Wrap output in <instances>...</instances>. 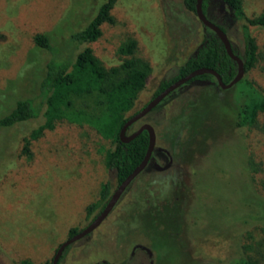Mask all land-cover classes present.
<instances>
[{"label": "rangeland", "instance_id": "1", "mask_svg": "<svg viewBox=\"0 0 264 264\" xmlns=\"http://www.w3.org/2000/svg\"><path fill=\"white\" fill-rule=\"evenodd\" d=\"M105 1L0 0V118L18 100H30L37 114L0 128V264L50 263L70 230L92 221L86 209L102 184L109 182L111 192L117 187L104 164L113 143L86 131L100 111L97 92L71 96L53 142L42 139L32 156L19 157L21 138L47 122L41 92L47 63L75 60L85 47L71 42V34L85 28ZM263 9L264 0L242 1L244 18L228 33L239 52L242 25ZM111 15L116 25L106 26L91 45L100 64L120 67L126 57L119 47L135 39L137 56L150 65L129 116L186 62L204 29L182 0H118ZM250 31L261 48L264 28ZM38 34L49 35L51 51L36 46ZM235 110L229 89L191 85L136 122L131 130L154 127L160 168L142 171L100 226L65 249L59 264H218L244 252L264 264V225L245 208L253 197L245 171L254 166L249 151L263 144L259 126H235Z\"/></svg>", "mask_w": 264, "mask_h": 264}, {"label": "trees", "instance_id": "2", "mask_svg": "<svg viewBox=\"0 0 264 264\" xmlns=\"http://www.w3.org/2000/svg\"><path fill=\"white\" fill-rule=\"evenodd\" d=\"M117 1L106 0L85 28L71 34V42L85 47L74 61L53 60L47 63L46 76L41 84V92L46 97L48 106L45 113L47 122L26 137L21 138L19 157L32 156L36 145L42 139L53 142L57 133L63 129L60 122L63 119L62 108L67 109L70 105L71 96L97 92L101 97L98 101L100 111L89 120L91 126L86 131L92 130L95 137L100 135L113 143V148L106 151L104 155L105 167L114 173L118 185L141 163L148 147L147 132L143 131L129 143H123L119 139V131L127 119L139 111L127 116L145 87L150 65L137 56L138 41L135 39L119 47V54L125 56L126 59L120 67L110 70L104 69L91 47L93 43L101 40L103 29L106 26L116 25L111 12ZM242 1L203 0L202 11L208 20L215 23L228 36L235 22L244 18ZM182 3L186 10L195 14L196 0H182ZM250 27L264 28V9L259 17L247 19L241 27L243 51L239 52L231 44L233 53L243 61L244 76L229 91L232 92L236 105L235 126L237 128L259 126L257 132L263 145L260 151L253 153L249 151L254 166L245 167V171L247 173L246 182L251 188L253 197L252 203H247L245 208L250 210L251 219L264 225V45L261 48L258 46ZM203 29L204 37L200 44L184 64L179 66L168 78L161 81L153 97L176 80L199 68L215 70L225 84L235 77L237 73L236 62L228 56L216 34L204 26ZM34 42L39 48L47 51L52 50L48 34L36 35ZM114 76L118 78L111 80L110 77ZM208 84L220 89L214 76L210 74L200 75L172 92L153 111L186 87ZM236 86H239L240 90L235 91ZM36 115L30 100H18L14 108L6 116L0 118V128H8L26 122ZM88 142L89 136L81 140L79 144ZM111 193L110 183L102 184L97 200L86 209L87 218L93 217L92 220L94 219L105 207ZM76 233L77 231L72 229L69 236L71 237ZM218 264L260 263L244 252L232 258H226Z\"/></svg>", "mask_w": 264, "mask_h": 264}, {"label": "water", "instance_id": "3", "mask_svg": "<svg viewBox=\"0 0 264 264\" xmlns=\"http://www.w3.org/2000/svg\"><path fill=\"white\" fill-rule=\"evenodd\" d=\"M202 1L196 0L195 5V15L198 21L206 28L213 31L216 36L219 38L221 43L223 44L226 53L228 56L236 62L237 64V73L235 77L227 84H225L221 78V76L213 69L209 68H199L196 69L186 76L176 80L156 96H154L144 107H142L137 113L132 115L127 121L123 124L119 131V139L123 143H128L136 138L140 133L146 131L148 134V147L145 153L144 158L141 163L120 183L117 185L116 189L111 193L109 200L107 201L105 207L94 217V219L82 230L78 231L75 235L69 237L65 242L60 244L56 249L50 264H58L63 252L65 249L75 243L76 241L86 237L91 232H93L96 228L100 226V224L106 219L109 213L113 210L120 197L126 190V188L131 184V182L143 171L146 167L149 159L151 158L152 152L155 148L156 144V134L152 125L149 123H143L133 134L126 136L125 132L127 128L136 122L143 119L148 113H150L155 107H157L167 96H169L172 92L177 90L179 87L188 83L191 79L204 75L210 74L215 77L218 87L221 90H228L239 83L244 76V64L242 59L233 53L230 40L225 32H223L215 23L211 22L206 18L202 11Z\"/></svg>", "mask_w": 264, "mask_h": 264}, {"label": "flooded vegetation", "instance_id": "4", "mask_svg": "<svg viewBox=\"0 0 264 264\" xmlns=\"http://www.w3.org/2000/svg\"><path fill=\"white\" fill-rule=\"evenodd\" d=\"M167 97H168V96H167ZM167 97H166V98H167ZM166 98H165V99H166ZM155 108H156V107H155ZM155 108H154V109H155ZM152 111H153V110H152ZM133 125H134V124H133ZM133 125H131L129 128H127V130H126V132H125V135H126V136H129V135L133 134V133H134V132H135V131H136V130L142 125V124H141L139 127H137V128H135V129H132V130H131V127H132ZM153 128H154V127H153ZM154 130H155V129H154ZM128 143H129V142H128ZM155 147H156V144H155ZM154 151H155V148H154V150H153V152H152L151 158L149 159V161H148L146 167L143 169V171H144L147 167H150V166L160 168L159 166L156 165V162H155V160H154V157H153V153H154ZM132 182H133V181H132ZM132 182H131V183H132ZM126 189H127V188H126ZM124 192H125V191H124Z\"/></svg>", "mask_w": 264, "mask_h": 264}]
</instances>
